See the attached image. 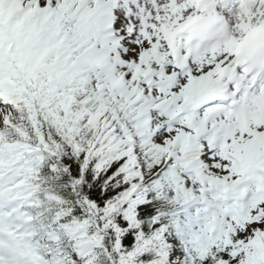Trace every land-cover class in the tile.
Returning <instances> with one entry per match:
<instances>
[{
	"label": "snow or ice",
	"instance_id": "obj_1",
	"mask_svg": "<svg viewBox=\"0 0 264 264\" xmlns=\"http://www.w3.org/2000/svg\"><path fill=\"white\" fill-rule=\"evenodd\" d=\"M0 264H264V0H0Z\"/></svg>",
	"mask_w": 264,
	"mask_h": 264
}]
</instances>
